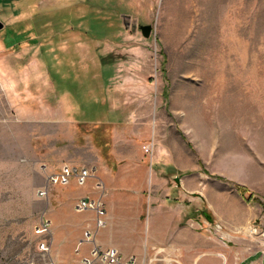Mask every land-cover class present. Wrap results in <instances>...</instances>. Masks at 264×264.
Instances as JSON below:
<instances>
[{"label":"rangeland","instance_id":"1","mask_svg":"<svg viewBox=\"0 0 264 264\" xmlns=\"http://www.w3.org/2000/svg\"><path fill=\"white\" fill-rule=\"evenodd\" d=\"M0 23V264L90 254L53 246L38 191L64 164L201 197L172 200L196 262L264 250V0H0ZM173 247L142 264H186Z\"/></svg>","mask_w":264,"mask_h":264},{"label":"crops","instance_id":"2","mask_svg":"<svg viewBox=\"0 0 264 264\" xmlns=\"http://www.w3.org/2000/svg\"><path fill=\"white\" fill-rule=\"evenodd\" d=\"M138 165L139 170H144V163L140 162ZM88 184L91 186H79L72 182L69 186L53 189L48 212L53 226L54 249L73 256L88 253L93 243L79 244L84 230L90 228L96 231L95 244L102 248H116L123 260L134 257L142 264L156 254L157 248L159 253L165 255L174 253V245H181L185 246L181 248V255L186 264H204L202 259L196 262L195 252L187 251L183 235H173L171 231L176 217L172 213L173 199L183 202L189 201V198L193 200L190 212L195 217L203 212V208L198 207L203 199L200 197L198 201V196H189L188 188L142 186L141 183L139 186H105L106 225L97 230L94 210L73 212L74 204L79 199H95L99 196L100 192L95 188L94 182L90 180ZM84 213H87L85 217ZM241 248L238 247L237 251L226 250V264H264V250L248 251ZM235 253L239 256L236 261L233 260ZM182 256L181 261L184 263ZM210 261L209 264H220L218 257H212Z\"/></svg>","mask_w":264,"mask_h":264},{"label":"built area","instance_id":"3","mask_svg":"<svg viewBox=\"0 0 264 264\" xmlns=\"http://www.w3.org/2000/svg\"><path fill=\"white\" fill-rule=\"evenodd\" d=\"M154 149L153 144L144 145L146 153H151ZM96 169L90 166H73L64 164L58 172H51L46 175V184L42 187L38 194L42 198H46L54 186H68L72 180H75L79 186H85L88 180L95 176ZM95 188L100 192L98 198L91 199L89 197L81 198L74 204V209L77 212L86 210H94L96 218L95 223L97 228H102L106 225V204L104 201L105 187L100 181L96 182ZM49 221H43L37 225V233L41 234L48 231ZM84 237L87 242L93 243L88 256H83L80 264H138L137 260L132 257L128 260H123L118 250L113 247L102 248L95 244V232L88 228L84 232ZM44 245V244H43ZM44 247V246H43ZM78 252V249H77ZM252 264H263L262 262H254Z\"/></svg>","mask_w":264,"mask_h":264},{"label":"water","instance_id":"4","mask_svg":"<svg viewBox=\"0 0 264 264\" xmlns=\"http://www.w3.org/2000/svg\"><path fill=\"white\" fill-rule=\"evenodd\" d=\"M2 26H3V25L0 23V27H2ZM142 29H143V32H144V34H145L146 36H148L149 33H150L151 30H152L151 26H143Z\"/></svg>","mask_w":264,"mask_h":264}]
</instances>
